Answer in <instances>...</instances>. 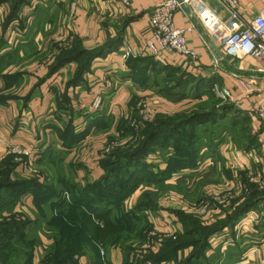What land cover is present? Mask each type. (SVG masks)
<instances>
[{"label": "crops", "instance_id": "obj_1", "mask_svg": "<svg viewBox=\"0 0 264 264\" xmlns=\"http://www.w3.org/2000/svg\"><path fill=\"white\" fill-rule=\"evenodd\" d=\"M129 1L0 0V167L11 164V181L23 191L0 207V221L17 216L29 222L24 239L12 240L8 250L28 244L30 264H43L55 242L54 220L70 210L78 189L106 176L103 162L137 148L157 119L187 116L199 103L217 100L219 131L203 132L196 164L168 174L175 149L156 147L144 159L155 179L144 180L111 216H131L132 232L107 242L98 259L84 249L76 264H264V199L258 193L262 202L234 228L210 237L203 258L192 260L194 246H170L184 232L183 217L211 226L264 191L250 183L264 164V123L256 114L264 107V68L253 57L228 56L187 5L174 22L187 30L198 59L154 56L144 47L153 37L152 9L164 0ZM211 1L220 18L230 16L229 8ZM237 11L247 25L264 14V1L238 0ZM128 50L137 59H124ZM178 80L190 85V93L196 83L211 86L201 97H181L174 94ZM226 103L234 109L222 115ZM14 146L34 147L31 158H6ZM202 199L217 204L204 216L194 208ZM4 254L0 250V264H6Z\"/></svg>", "mask_w": 264, "mask_h": 264}, {"label": "trees", "instance_id": "obj_2", "mask_svg": "<svg viewBox=\"0 0 264 264\" xmlns=\"http://www.w3.org/2000/svg\"><path fill=\"white\" fill-rule=\"evenodd\" d=\"M106 52L108 51H101L99 54L103 55ZM135 59L137 58L131 57L128 62ZM177 82L174 94L181 97H201L211 86L205 82H199L191 86L193 93H190V85L187 82H182V80ZM218 104L217 100L213 102L210 100L207 103H199L196 111L190 115L169 117L161 121L157 119L146 127L137 148L129 152L115 153L114 160L103 162V166L107 169L106 176L83 189H78V193L73 197L70 210L54 220H57L53 224L55 242L51 251L44 257L43 264H76L75 256L87 248L94 251L98 259L101 254L100 248L107 245V242H119L125 235L130 234L133 230L131 216L125 215L123 221L122 219L113 220L111 216L114 210L119 211L122 201L132 194L142 182H145L144 180L155 179L156 176H152L144 164L145 157L156 147L166 149L172 146L175 149V156L170 161L168 174L181 168L194 166L198 159V151L202 147L203 132L212 131L215 134L219 131V128L214 129L216 119L220 117L216 109ZM208 108H210L209 112L205 113L204 111H208ZM221 108L222 115L234 109L228 104L222 105ZM203 125L207 127L203 130L199 129ZM223 128L228 130L226 124ZM9 157L14 156L8 155L6 158ZM10 173L11 164L4 163L0 167V207L13 203V199L23 192L18 189V184L11 181ZM257 193L264 199V191L255 192L253 198L243 203L226 219L211 226H204L196 217H183L184 232L178 241L170 246H194L192 260L203 258L210 237L225 228H234L242 217L262 202L258 200ZM27 225H29L28 221H21L17 216H12L10 219L2 218L0 221V250L5 253L6 264L31 263L33 249L29 248L28 244H20L8 250L12 240L21 242L24 239Z\"/></svg>", "mask_w": 264, "mask_h": 264}, {"label": "built area", "instance_id": "obj_3", "mask_svg": "<svg viewBox=\"0 0 264 264\" xmlns=\"http://www.w3.org/2000/svg\"><path fill=\"white\" fill-rule=\"evenodd\" d=\"M126 6L130 5L129 0H121ZM230 9L231 13L227 19L219 17L217 11L210 5L211 0H164L155 6L151 12L152 39L144 47L145 51L154 56H160L163 53H175L186 57L188 61L195 62L198 59L196 51L191 49L186 38V29L178 28L175 25L174 18L177 11L184 5L194 6V13L198 21L212 37L215 44L228 55L232 57L255 58L264 68V14L259 15L253 22L243 25L239 19L237 11L238 0H216ZM264 1V0H263ZM133 56L132 51L124 52V59ZM246 90L250 93L251 87L246 85ZM217 94L225 97L217 90ZM101 99L95 102L99 107ZM258 118L264 123V107L257 109ZM149 118L146 112L145 120ZM34 151V147L25 149L19 146L9 147L7 155H13L18 160H29ZM30 172L37 174L38 170L28 166ZM250 182L264 189V164L260 173L250 177ZM200 214L207 212V206H200ZM197 212V211H196ZM175 231L173 230V233ZM171 233L168 237L173 236ZM104 256V253H102Z\"/></svg>", "mask_w": 264, "mask_h": 264}, {"label": "rangeland", "instance_id": "obj_4", "mask_svg": "<svg viewBox=\"0 0 264 264\" xmlns=\"http://www.w3.org/2000/svg\"><path fill=\"white\" fill-rule=\"evenodd\" d=\"M222 102H224L225 103V101L224 100H221ZM226 104H229V103H226ZM15 157V156H14ZM17 160H18V158L17 157H15ZM19 161V160H18ZM251 183V182H250ZM256 186V185H255ZM258 186V185H257ZM256 186V187H257ZM252 187V186H251ZM249 188V187H248ZM245 189H247L246 188V186H245ZM67 197V196H66ZM215 205H217L215 202H209L208 201V199H202V200H200V201H198L195 205H194V208H196L197 209V213H195V214H198V215H205L204 213L203 214H200V212H199V210L201 209V207L200 206H207L208 207V209H210V208H212V207H214ZM208 209H207V211H208Z\"/></svg>", "mask_w": 264, "mask_h": 264}, {"label": "water", "instance_id": "obj_5", "mask_svg": "<svg viewBox=\"0 0 264 264\" xmlns=\"http://www.w3.org/2000/svg\"><path fill=\"white\" fill-rule=\"evenodd\" d=\"M264 198V197H263Z\"/></svg>", "mask_w": 264, "mask_h": 264}]
</instances>
